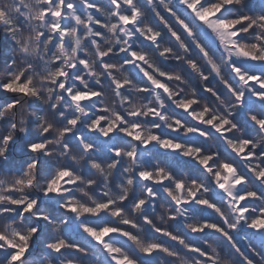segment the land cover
Wrapping results in <instances>:
<instances>
[{"label":"clouds","instance_id":"9594fccd","mask_svg":"<svg viewBox=\"0 0 264 264\" xmlns=\"http://www.w3.org/2000/svg\"><path fill=\"white\" fill-rule=\"evenodd\" d=\"M0 264H264V0H0Z\"/></svg>","mask_w":264,"mask_h":264}]
</instances>
